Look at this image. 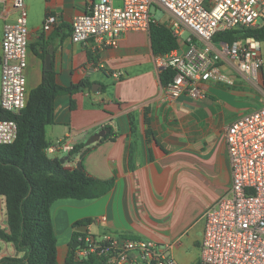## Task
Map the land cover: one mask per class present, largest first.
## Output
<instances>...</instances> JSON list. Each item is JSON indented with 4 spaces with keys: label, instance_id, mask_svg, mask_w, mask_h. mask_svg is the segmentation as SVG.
Segmentation results:
<instances>
[{
    "label": "crops",
    "instance_id": "1",
    "mask_svg": "<svg viewBox=\"0 0 264 264\" xmlns=\"http://www.w3.org/2000/svg\"><path fill=\"white\" fill-rule=\"evenodd\" d=\"M34 1L40 4L43 18L40 25L28 28L27 91L41 83L45 70L54 73L58 86L90 85L55 97L53 122L45 127L46 141L53 144L70 136L69 142L81 145L109 128L88 150L72 157H53L64 160L66 168L80 165L89 176L112 181L97 199H59L51 205L58 262H65L73 233L83 227L95 239L105 235L152 241L177 264H199L204 214L228 196L231 187L226 128L259 108L264 93L239 72L236 62L227 59L222 70L232 85H211L200 101L171 99L159 79L149 31H126L117 46L110 48H99L92 40L74 43L71 20L85 13L89 1ZM1 2L0 61L3 28L7 16L15 12L6 14L9 6ZM47 14L56 15L57 23L43 32ZM169 20L168 15L166 22H157L167 26ZM263 66L257 79L261 85ZM81 221L89 223L75 226ZM0 228L7 229L1 196ZM17 256L22 253L0 240V259ZM130 261L138 264L133 255Z\"/></svg>",
    "mask_w": 264,
    "mask_h": 264
},
{
    "label": "built area",
    "instance_id": "2",
    "mask_svg": "<svg viewBox=\"0 0 264 264\" xmlns=\"http://www.w3.org/2000/svg\"><path fill=\"white\" fill-rule=\"evenodd\" d=\"M10 11H19L14 23L5 24L1 41L0 110L18 113L26 104V79L29 31L23 0H3ZM84 14L71 20L70 37L74 43L95 41L99 48L117 46L126 31H148L157 22L152 5L170 16L167 27L178 41V48L155 60L158 73L171 70L174 76L164 86L171 99L186 97L200 101L209 86L232 85L223 72V61L236 62L238 70L258 83L263 66L262 46L252 38L231 45L213 42L221 32L254 29L262 24L264 0H88ZM57 23L47 14L42 24L48 32ZM188 32L186 37H183ZM115 78L119 73H114ZM17 137L13 120L0 119V145H9ZM66 139L50 144L45 153L53 158L68 155L74 148ZM227 153L231 172L228 196L206 210L204 234L200 246V264H264V99L262 105L235 119L226 128ZM74 259L91 254L106 258L104 264H177L152 241H132L115 237L79 236Z\"/></svg>",
    "mask_w": 264,
    "mask_h": 264
},
{
    "label": "trees",
    "instance_id": "3",
    "mask_svg": "<svg viewBox=\"0 0 264 264\" xmlns=\"http://www.w3.org/2000/svg\"><path fill=\"white\" fill-rule=\"evenodd\" d=\"M148 31L154 56L178 48L176 37L165 24L151 23ZM245 38L258 42L264 40V17L258 28L221 32L213 37V42L231 45ZM173 76L171 70L160 73L161 85L166 86ZM89 87L86 82L66 88L58 86L54 73L45 70L41 83L30 91L26 90V104L21 111L13 114L0 110V119L13 120L17 125L15 141L0 145V196L4 198L7 224V229L0 228V240L11 243L16 252L22 253L20 257H4L0 259V264H60L51 205L59 199H97L111 187V180L95 179L80 165L77 169L66 168L59 158H50L45 153L50 145L45 138V127L53 122L55 97ZM83 149L88 150L89 146H74L69 157ZM88 223L81 221L75 226H86ZM87 235V232L75 231L72 243L77 242L79 236ZM74 252L75 249L70 247L63 264H104L106 260L104 256L91 254L77 261Z\"/></svg>",
    "mask_w": 264,
    "mask_h": 264
},
{
    "label": "rangeland",
    "instance_id": "4",
    "mask_svg": "<svg viewBox=\"0 0 264 264\" xmlns=\"http://www.w3.org/2000/svg\"><path fill=\"white\" fill-rule=\"evenodd\" d=\"M25 11H26V25L29 28L31 25L41 24L42 21V8L40 4L36 3L34 0H23ZM4 8V4L0 0V10ZM150 12L154 19L159 22H166L168 20V13L162 10L160 7L152 5ZM19 16V11L10 13L7 16L6 24L14 23ZM188 32H185L183 37H186ZM262 59L264 65V47L262 46ZM264 69V66H263ZM253 95H257L256 92H252ZM4 210V209H3Z\"/></svg>",
    "mask_w": 264,
    "mask_h": 264
},
{
    "label": "water",
    "instance_id": "5",
    "mask_svg": "<svg viewBox=\"0 0 264 264\" xmlns=\"http://www.w3.org/2000/svg\"><path fill=\"white\" fill-rule=\"evenodd\" d=\"M45 62H46V65H47V69H49L50 68V66H49V56H47L45 58ZM108 132H109V128H106V129H102L101 131H99L97 133H94L91 137H89V139L86 141L85 145L88 146V145H91V144L97 142L100 138L104 137V135L106 133H108ZM60 162L63 164L64 160H60ZM77 231L85 232V228L79 227V228H77ZM77 246H78L77 242L72 244V248H74V249Z\"/></svg>",
    "mask_w": 264,
    "mask_h": 264
}]
</instances>
